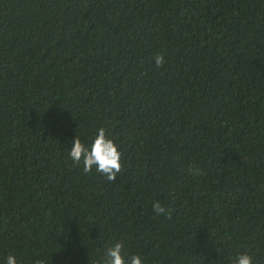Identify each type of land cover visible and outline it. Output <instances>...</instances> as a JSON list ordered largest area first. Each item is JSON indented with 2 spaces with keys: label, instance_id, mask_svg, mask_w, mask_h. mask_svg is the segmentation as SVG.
<instances>
[{
  "label": "trees",
  "instance_id": "trees-1",
  "mask_svg": "<svg viewBox=\"0 0 264 264\" xmlns=\"http://www.w3.org/2000/svg\"><path fill=\"white\" fill-rule=\"evenodd\" d=\"M99 128L113 181L66 154ZM116 241L264 264V0H0V259L97 264Z\"/></svg>",
  "mask_w": 264,
  "mask_h": 264
},
{
  "label": "clouds",
  "instance_id": "clouds-1",
  "mask_svg": "<svg viewBox=\"0 0 264 264\" xmlns=\"http://www.w3.org/2000/svg\"><path fill=\"white\" fill-rule=\"evenodd\" d=\"M154 59L158 67L162 65V56L157 55ZM67 143L70 144V148L66 149L68 158L84 173L95 172L104 175L108 181L116 179L122 167V152L115 140L108 137L105 128L97 129L92 137L82 138L76 133ZM152 210L157 216L168 212L159 201L152 204ZM0 264H19V261L14 254L9 253L6 258L0 259ZM97 264H147V261L141 254H129L126 245L116 241L104 248ZM232 264H253V257L246 252L239 253Z\"/></svg>",
  "mask_w": 264,
  "mask_h": 264
}]
</instances>
